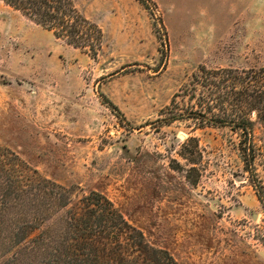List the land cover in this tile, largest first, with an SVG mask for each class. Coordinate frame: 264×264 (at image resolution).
Returning <instances> with one entry per match:
<instances>
[{"label": "rangeland", "instance_id": "374dc122", "mask_svg": "<svg viewBox=\"0 0 264 264\" xmlns=\"http://www.w3.org/2000/svg\"><path fill=\"white\" fill-rule=\"evenodd\" d=\"M74 1L103 32L98 55L0 1V146L70 202L101 193L177 264H264V211L239 135L160 122L201 67H264V0H151L154 11L137 0ZM177 101L184 110L187 98ZM253 135L264 180L258 123ZM9 220H0V264H25L29 240L9 248Z\"/></svg>", "mask_w": 264, "mask_h": 264}, {"label": "trees", "instance_id": "16d2710c", "mask_svg": "<svg viewBox=\"0 0 264 264\" xmlns=\"http://www.w3.org/2000/svg\"><path fill=\"white\" fill-rule=\"evenodd\" d=\"M0 1L74 48L93 55L102 49V30L74 0ZM137 1L147 10L156 8L151 0ZM178 98H187L184 110ZM162 115L160 122L195 120L200 128L228 127L239 135L244 169L264 211V180L254 169L258 150L253 135L255 123L264 130V67L243 72L201 67ZM70 201L65 188L41 177L0 146V220L10 218L3 235L12 249L29 240L22 246L28 259L25 264H177L168 252L145 242L143 234L101 193L92 191ZM12 258L7 264L18 261Z\"/></svg>", "mask_w": 264, "mask_h": 264}, {"label": "water", "instance_id": "95a60500", "mask_svg": "<svg viewBox=\"0 0 264 264\" xmlns=\"http://www.w3.org/2000/svg\"><path fill=\"white\" fill-rule=\"evenodd\" d=\"M254 218L256 219L257 218V215H254Z\"/></svg>", "mask_w": 264, "mask_h": 264}]
</instances>
